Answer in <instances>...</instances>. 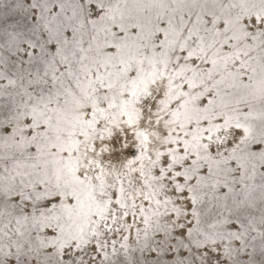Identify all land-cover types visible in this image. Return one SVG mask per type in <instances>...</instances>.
Returning a JSON list of instances; mask_svg holds the SVG:
<instances>
[{
	"label": "snow or ice",
	"instance_id": "6c2138e0",
	"mask_svg": "<svg viewBox=\"0 0 264 264\" xmlns=\"http://www.w3.org/2000/svg\"><path fill=\"white\" fill-rule=\"evenodd\" d=\"M0 264H264V0H0Z\"/></svg>",
	"mask_w": 264,
	"mask_h": 264
}]
</instances>
